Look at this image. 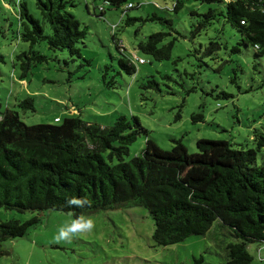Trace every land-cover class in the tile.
<instances>
[{
  "label": "trees",
  "instance_id": "16d2710c",
  "mask_svg": "<svg viewBox=\"0 0 264 264\" xmlns=\"http://www.w3.org/2000/svg\"><path fill=\"white\" fill-rule=\"evenodd\" d=\"M98 1L112 9L126 5L121 10V20L133 9L127 0ZM189 1L204 6L205 11L190 12L197 19L188 36L175 33L190 41L205 37L206 42L194 49L199 54L197 68H203L202 71L210 67L207 60H219L221 66L216 70L219 71L224 64L234 62V55L240 56L246 50L253 52L254 70L264 68V0ZM16 3V28L9 22L0 34L8 45L20 49L17 53L13 50L12 59V65L20 71V80L50 59L35 49L36 45L80 57L77 45L83 44L86 30L67 10L73 6L70 0H35L41 19L30 15L24 0ZM181 7L182 2L175 0L172 11ZM161 19L156 13L146 19L127 17L124 26ZM226 27L237 35L231 47L222 42ZM170 35L163 31L151 33L136 48L154 61H168L178 41L175 36L165 41ZM112 39L121 55L119 68L134 79L141 65L139 58L127 55L115 35ZM220 51L229 58L220 56ZM74 59L71 57V61ZM178 61L181 58L172 63L176 66ZM0 63H5L1 53ZM238 68L241 71V66L231 65L233 76L229 78L237 87ZM184 75L190 80L197 79L195 72ZM161 77L174 81L170 75ZM141 87L161 91L153 75ZM194 91L196 87L192 86L185 95ZM215 97L228 98V95L220 92ZM19 106L34 111L32 97L21 101ZM203 120L202 112L192 114L193 123ZM141 134L148 135L134 116L130 120L119 115L107 127L85 122L79 115L67 116L61 122L59 119V124L28 126L15 111L2 109L0 104V208L37 214L24 222H0V256L7 254L4 243L25 236L40 222L38 216L45 211L68 212L78 218L86 213L135 206L144 208L151 217L155 246H171L191 236H204L213 223L219 222L229 228L234 240L225 246L226 264H252L247 246L254 242L259 243L257 246L264 245V156L260 155L258 161L264 149V132L252 130L254 147L199 139L194 154H189L180 140H172L171 150L163 151L147 138L140 154L126 161L129 147ZM70 200H79L80 204H70ZM193 261L204 263L201 256Z\"/></svg>",
  "mask_w": 264,
  "mask_h": 264
},
{
  "label": "rangeland",
  "instance_id": "374dc122",
  "mask_svg": "<svg viewBox=\"0 0 264 264\" xmlns=\"http://www.w3.org/2000/svg\"><path fill=\"white\" fill-rule=\"evenodd\" d=\"M16 1L0 0V30L7 28L9 22L16 28ZM70 1L73 6L67 10L86 30L83 44L77 45L80 57L36 45L35 49L50 59L20 80V71L12 65L13 56L20 49L8 45L0 34V53L5 57V63H0L2 109L15 111L28 126L59 124L54 122L55 118L61 122L67 116L79 115L85 122L107 127L119 115L130 120L134 116L148 135L141 134L129 147L126 161L140 154L147 138L163 151L171 150L172 140H180L189 154L196 152L195 143L199 139L225 140L234 147H254L252 130L264 132V68L254 70L252 50L234 55V62L224 64L219 71H216L221 66L219 60H207L210 67L201 71L203 68H197L199 54L194 49L206 42L205 37L201 35L190 41L175 33L188 36L197 19L190 12L202 13L204 6L180 0L182 7L174 12L175 0H127L133 9L121 20V10L126 5L112 9L98 0ZM24 2L30 15L41 19L35 0ZM99 7L105 11H99ZM153 13L162 19L135 21L124 26L127 17L146 19ZM162 31L171 33L165 41L174 36L178 41L171 59L157 62L138 51L136 45L149 34ZM112 35L127 55L144 60V64L138 65L134 79L119 68L121 55ZM236 40V33L226 27L222 42L231 47ZM225 53L220 51L219 55L228 59ZM71 57L75 59L71 61ZM177 58L181 61L175 66L172 62ZM237 64L241 66V71L239 68L236 71L238 87L229 79L233 76L231 65ZM106 67H109L107 71ZM184 72H195L197 79L190 80ZM164 74L174 81L164 80L161 77ZM151 75L159 83L160 92L141 87ZM192 86L196 91L186 96L185 91ZM220 92H225L228 98L215 99ZM28 97L33 99L34 111L19 106ZM198 112H202L204 120L193 123L192 114ZM260 155L264 156V149L258 156L259 162ZM34 216L37 214L0 208V222H24ZM38 218L40 222L25 236L4 243L7 254L0 256V264H194L193 259L200 256L203 264H226L225 246L234 241L229 228L215 222L204 236H191L171 246H155L153 221L144 208L135 206L86 213L78 218L68 212L45 211ZM74 221L78 223L76 234L70 239L59 238L60 230L72 226ZM258 244L247 246L252 264H264V245Z\"/></svg>",
  "mask_w": 264,
  "mask_h": 264
},
{
  "label": "clouds",
  "instance_id": "9594fccd",
  "mask_svg": "<svg viewBox=\"0 0 264 264\" xmlns=\"http://www.w3.org/2000/svg\"><path fill=\"white\" fill-rule=\"evenodd\" d=\"M59 119V118H58ZM68 203L80 204L79 200H70ZM89 225H91V221H88ZM78 227V223L76 221L73 222L72 226L67 228H62L59 233V238L61 239H70L72 235L76 234V228Z\"/></svg>",
  "mask_w": 264,
  "mask_h": 264
},
{
  "label": "built area",
  "instance_id": "2783aa9c",
  "mask_svg": "<svg viewBox=\"0 0 264 264\" xmlns=\"http://www.w3.org/2000/svg\"><path fill=\"white\" fill-rule=\"evenodd\" d=\"M129 6H130V5H129ZM98 10H99V11H103V7H99ZM241 23H242V22H241ZM138 62H139L140 64L145 63L144 60H143V59H140V58L138 59ZM54 122H59V119H58V118H55V119H54Z\"/></svg>",
  "mask_w": 264,
  "mask_h": 264
}]
</instances>
